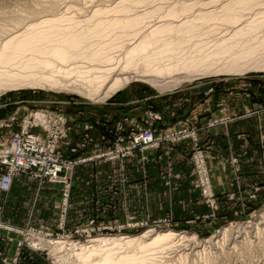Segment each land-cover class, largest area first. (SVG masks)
<instances>
[{"label":"rangeland","instance_id":"374dc122","mask_svg":"<svg viewBox=\"0 0 264 264\" xmlns=\"http://www.w3.org/2000/svg\"><path fill=\"white\" fill-rule=\"evenodd\" d=\"M119 1L0 0V46L8 35L52 15L66 12V16L84 20L96 9H111ZM175 1L152 0L151 6L160 7L164 11ZM178 1L195 4L196 9L202 11H210L229 0ZM209 25L217 27L214 36H220L226 28L224 24ZM175 77L180 78L174 80ZM175 77L164 79L160 87L144 80L131 79L111 95L105 96L103 89L94 98L71 89L47 86H29L0 92V108H6L9 113L8 117L0 120V142L6 138L7 142L10 135L19 130L21 121L28 113L55 107L62 111L73 142L83 138L87 127L92 128L87 131L93 146H87L81 155L90 154L98 148L112 149L117 137L127 139L132 130L139 128L151 130L160 139L156 148L135 150L131 157L121 161L108 162L101 159L75 167L71 176L66 215L62 210L63 186L40 182L48 186L41 195L37 185L27 179L31 177L15 176L18 182L12 194L6 196L0 191V230H6L18 239L12 264H20L24 250L40 254L45 258V264H79L76 254L81 252V247L92 245V241L98 239H109L102 242L99 240V244L113 250L114 254L141 256L143 254L138 243H148L156 233L166 232L184 237L176 238L171 249L152 256L154 259L151 261L154 263L264 264V189L255 190L257 186L246 188L240 179L238 160L230 158L228 164L237 184V196L231 194L230 197L222 198L215 191V166L211 163L218 158L215 155L219 151L214 135L216 128L233 122L249 121L255 124L258 133L264 131V71L250 70L240 74L210 71L194 77L186 74ZM217 90L220 94L215 99L214 92ZM122 94L129 100L127 109L137 110L141 107L142 110L134 113L127 110L118 120L103 117L101 121L98 120L99 126L80 120L76 129L81 134L74 139L71 124L77 120L74 116L77 114L76 107L104 106ZM192 94L198 95L195 104L190 98ZM231 97L244 98L246 103L233 110H225V106L232 103ZM205 109L208 113L204 116ZM216 112L219 114L215 115ZM201 118H204L203 121H200ZM95 127L98 129L93 136L91 132ZM40 131L38 127L32 129L35 134ZM247 132L239 129L235 134L236 139L247 137ZM176 149L178 155L173 153ZM150 150L160 151L156 155L159 160V176L180 179L184 173L175 174V166H179L181 172L183 167L187 168L185 176L197 192L202 210H194L195 213L189 205L178 206L181 213L190 212L192 215L185 219L176 217L170 203L163 213L157 212L155 217L144 207V216L136 219L138 214H134V206L129 203V193L124 192L126 180L133 181L136 176L134 172H126V168H135L137 162L134 156L140 153L141 170L145 172L142 173L143 179L147 178L146 162L149 158L143 156V153ZM63 155L69 161L78 158L70 155L69 148L64 149ZM88 164L93 166L79 171V167ZM6 171L1 168L0 177ZM76 171L79 176L74 183ZM20 176L27 178L19 179ZM261 176L257 185L263 187L264 173ZM74 184L76 193L72 200ZM162 192L163 195H169L164 190ZM82 195L86 197L85 203H78L76 198ZM132 196L133 193L130 194ZM132 238L137 239L136 242L125 244Z\"/></svg>","mask_w":264,"mask_h":264},{"label":"bare ground","instance_id":"6f19581e","mask_svg":"<svg viewBox=\"0 0 264 264\" xmlns=\"http://www.w3.org/2000/svg\"><path fill=\"white\" fill-rule=\"evenodd\" d=\"M151 3L120 0L84 20L64 12L8 35L0 46V92L47 86L94 98L131 79L160 87L180 74L264 71V0H229L210 11L178 0L164 11ZM210 23L224 24L225 31L214 36L217 27ZM178 237L184 236L156 233L138 243L141 256L114 254L99 244L109 239H98L76 256L79 264H166L152 262V256L171 249Z\"/></svg>","mask_w":264,"mask_h":264},{"label":"crops","instance_id":"0c3cea01","mask_svg":"<svg viewBox=\"0 0 264 264\" xmlns=\"http://www.w3.org/2000/svg\"><path fill=\"white\" fill-rule=\"evenodd\" d=\"M219 94H220L219 90L214 92V96H215L214 98L215 99L218 98ZM124 96L125 95L123 94L117 96L112 102L100 107H96V106H91L87 108L76 107L77 114L74 116L76 117L77 120H75V122L71 124L73 130L71 134H75L74 139L77 138V135L81 134L80 133L81 131H78L76 129V127H78V125L80 124V120H86L87 122L97 125L98 120H100L103 117H107L108 120L110 119L118 120L124 113H127V110H129V113H134V112H138L139 110H142L141 107H139L137 110L132 108L127 109L126 106L129 105L128 104L129 100L125 99ZM197 97H198L197 94H192L190 96L192 101H194L193 102L194 104ZM231 100L232 103L228 106H225V110H233L237 108V106H242L243 103H246V100L244 98L231 97ZM78 110L80 112H78ZM207 113L208 111L205 109L203 115L205 116V114ZM8 114L9 113L7 111L6 112L7 117ZM218 114H219L218 112L215 113V115ZM200 115L203 116L202 114ZM203 119L204 118H201L200 121H203ZM97 129L98 127H95V129L91 132L93 133L92 134L93 136H95L94 134L96 133ZM239 129L247 130L248 136L242 137L241 140L236 139L235 134L236 131H238ZM214 135H216L215 141H216V145L219 148V151L215 154L218 158L211 163L215 166L214 178L216 181L214 180L215 181L214 186L217 195L221 196L222 198H225L226 196L230 197L231 194L237 196L236 194L237 184L232 176V172H231L232 170L228 164V160L230 158H236L238 160L239 168H240V179L242 180V184L247 186L246 188L250 189L253 188V186H257L255 187V190L264 189L263 185H262L263 187L257 185L258 184L257 182L260 179H262L261 175L264 173V131H262L260 134L256 131V126L254 123L249 121H244V122H236V123L233 122L227 124L226 126L216 128L214 130ZM3 140L6 141L7 138ZM173 153L178 155L179 153L178 149L174 150ZM157 154H160V151L150 150L143 153V156L149 158L148 159L149 161L146 162V166H147L146 171L148 173L147 178L143 179L142 173L145 172L143 169L141 170L140 153H136V155L134 156L135 157L134 159H136L137 162L135 168L133 169L131 167L126 168V172H130V173L134 172L136 176V179H134L133 181L127 178L128 180H126L127 182L125 183V188H124L125 189L124 192L129 193L127 194L128 199H130L129 203L131 204V206L132 205L134 206L133 209L136 211L134 214L135 215L138 214V216H136V219H139L144 216V213L146 212L143 211L144 207H145L144 209L148 210V213L150 215L152 214L155 217L156 215H158L157 212L163 213L166 210L165 208L167 206H170V203H172L173 205V209L176 214V217L181 216L184 217L185 219L192 217V215L189 214L190 212L181 213L178 210V206L180 205L183 206L189 205L192 207L191 210L193 211L194 210L200 211L203 209V207H201L200 204L198 203L197 192L190 185L189 178L187 177V175L185 176V174H187V168L183 167L182 169H184L183 170L184 172L183 171L181 172L178 169L179 166H175L174 168L175 174L179 172L184 173L181 175L180 179H174V178L169 179L167 177H162V175L159 176L158 173L160 171V168L158 166L159 160L156 159ZM91 166H93V164H88L87 166L84 165V167L81 166L79 167L80 168L79 171L81 172L85 171L86 167H91ZM78 173L79 172L76 171L74 174V179H73L74 183ZM22 178H27V177L20 176L19 179ZM14 179L10 190L7 193H5L6 196L12 194L11 192L14 190L15 184L18 182L17 178ZM27 179L37 185L36 187L38 191L41 193V195L43 191L48 189L47 185L43 186L42 184H40L38 180H34L32 178H27ZM91 188L96 189V187H92V186ZM133 190L134 192H132ZM162 190L166 191L169 195H163ZM39 192L37 193L40 194ZM75 193H76V185L74 184L72 189V198H71L72 200H74ZM131 193H133L132 197H130ZM76 199L78 200L77 201L78 203L80 202L85 203L84 199H86V197L84 198L82 195ZM87 215L89 214H86L85 216ZM17 243H18V239L14 234L6 230H0V264L13 263V259L17 252ZM45 263H46L45 258L40 254L29 252L27 250H24L22 253L20 264H45Z\"/></svg>","mask_w":264,"mask_h":264},{"label":"built area","instance_id":"2783aa9c","mask_svg":"<svg viewBox=\"0 0 264 264\" xmlns=\"http://www.w3.org/2000/svg\"><path fill=\"white\" fill-rule=\"evenodd\" d=\"M65 125L66 120L58 107L31 112L25 116L19 130L12 133L7 142H0V169H7L6 174L0 177V191L7 193L17 175L61 185L62 210L66 215L71 176L75 167L101 159L108 162L121 161L131 157L135 150L156 148L160 142L151 130L139 128L132 130L127 139L117 137L112 149L98 148L90 154L81 155L87 146H93L87 131L92 128H86L83 138H79L81 141L73 142ZM33 127H38L42 132L32 133ZM67 148L71 156L78 157L77 160L69 161L64 157V149Z\"/></svg>","mask_w":264,"mask_h":264},{"label":"water","instance_id":"95a60500","mask_svg":"<svg viewBox=\"0 0 264 264\" xmlns=\"http://www.w3.org/2000/svg\"><path fill=\"white\" fill-rule=\"evenodd\" d=\"M6 116V108H0V120L4 119Z\"/></svg>","mask_w":264,"mask_h":264}]
</instances>
